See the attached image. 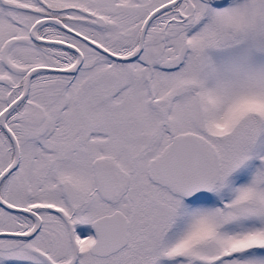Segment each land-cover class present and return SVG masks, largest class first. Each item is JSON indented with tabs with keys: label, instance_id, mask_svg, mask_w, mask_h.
I'll return each mask as SVG.
<instances>
[{
	"label": "snow or ice",
	"instance_id": "snow-or-ice-1",
	"mask_svg": "<svg viewBox=\"0 0 264 264\" xmlns=\"http://www.w3.org/2000/svg\"><path fill=\"white\" fill-rule=\"evenodd\" d=\"M0 264H264V0H0Z\"/></svg>",
	"mask_w": 264,
	"mask_h": 264
}]
</instances>
